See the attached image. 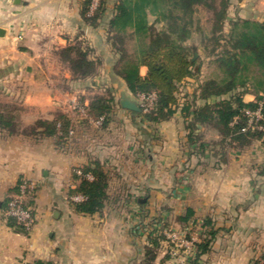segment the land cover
<instances>
[{
	"label": "crops",
	"instance_id": "crops-1",
	"mask_svg": "<svg viewBox=\"0 0 264 264\" xmlns=\"http://www.w3.org/2000/svg\"><path fill=\"white\" fill-rule=\"evenodd\" d=\"M82 3L0 0V111L10 113L16 126L13 134L0 130V264L35 260L134 264L135 254L118 247L121 227L119 220L113 219L114 212L124 207L130 210L134 203L152 210L157 199L163 210H168L172 197L181 212L191 209L201 224L210 219L217 232L209 250L192 264H261L264 175L257 167L264 163V154L253 160L228 153L225 162L217 163L208 151L201 155L188 146L191 115L185 116L181 108L156 124L142 121L139 112L123 109L121 94L136 101L138 97L112 73L115 59L105 30L114 0H107L108 11L97 27L83 21ZM230 3V18L264 19V0ZM74 45L89 48L91 57L101 61L94 78H87L83 69L72 73L60 58V51ZM145 73L141 67L140 75ZM109 93L115 106L102 127H94L72 109L78 101L87 114L92 100ZM254 100L252 94L243 96L244 102ZM58 115L66 116L73 130L63 149L53 137L24 133L37 121ZM196 133L206 138L214 134L203 126H198ZM88 165L97 166L106 175L107 193L113 200L93 215L77 213L67 200L77 185L73 171ZM21 178L35 185L27 200L35 215L29 232L9 227L4 219L5 204ZM141 194L145 198H140ZM120 195L126 196L121 205ZM155 262L176 264L172 260L158 262V257Z\"/></svg>",
	"mask_w": 264,
	"mask_h": 264
},
{
	"label": "trees",
	"instance_id": "trees-1",
	"mask_svg": "<svg viewBox=\"0 0 264 264\" xmlns=\"http://www.w3.org/2000/svg\"><path fill=\"white\" fill-rule=\"evenodd\" d=\"M90 2L83 0L81 16L87 25L97 27L108 11V3L107 0H99L97 9L89 15ZM230 6V0H114L112 16L105 30L106 41L115 59L112 66L114 76L123 81L133 96L155 95L151 109L144 112L140 108L139 112L141 120L151 124L170 119L176 111L181 84L186 79H197L202 61H189L194 50L189 42L195 33L199 34L205 57L217 72L214 77L198 84L196 101L193 105H186L182 111L187 117L191 115L187 123L188 146L194 147L197 154L205 155L208 151L217 163L226 160L225 146L228 150L244 151L254 141L264 144V130L242 132L247 123L244 112L255 110L259 104L263 114L260 124L264 129V19L230 18ZM199 8L210 14L211 26L207 34L195 19ZM150 18H153L152 22ZM60 58L72 73L85 70L87 78H94L101 66L99 59L91 57V50L80 45L60 51ZM141 67L146 69L144 76L140 75ZM245 94L254 95L255 100L244 102ZM114 106L109 93L105 98L92 100L87 107V115L93 119L103 117L102 127L108 123ZM234 118H238L236 123H233ZM198 126L212 131L215 140L211 143L203 141L202 133L195 134ZM70 129V120L58 115L53 120L37 121L24 133L53 137L57 146L63 149L70 139ZM0 130L15 133L16 126L10 113L0 111ZM217 146L222 149L215 153ZM75 170H80L82 175L78 176L73 171L77 185L70 195L83 197L82 201L72 204L75 211L84 215L100 213L107 203L113 201L107 193L106 175L97 166L88 165ZM257 170L264 175V163ZM87 174L92 176L91 180L85 177ZM140 206L144 204L140 203ZM6 221L11 228L20 227L12 218H6ZM177 222L184 226L189 222L195 225L193 211L186 209ZM201 228V238L194 244V263L209 250L217 233L210 219L203 220ZM159 237L166 239L163 234ZM158 244L157 238L152 240V246L145 247V264L155 263ZM168 259L169 256H165V260ZM259 262L264 264V256ZM29 264L54 263L35 260Z\"/></svg>",
	"mask_w": 264,
	"mask_h": 264
},
{
	"label": "rangeland",
	"instance_id": "rangeland-1",
	"mask_svg": "<svg viewBox=\"0 0 264 264\" xmlns=\"http://www.w3.org/2000/svg\"><path fill=\"white\" fill-rule=\"evenodd\" d=\"M231 15V14H230ZM195 19L198 21L199 26L201 27L204 34H207L210 30V14L199 8L195 13ZM150 21H153V18H150ZM189 44L194 48L193 51H196L198 54L197 59L202 61V65L200 68V72L197 76V79L192 78L193 80L188 82L187 84H181L179 94L177 95L178 103L177 108H184L186 104L192 105L194 101H196V96L198 94L197 86L198 84L207 78L214 77L216 75V69L213 65H210L208 62V58L205 57L203 46L200 43V36L199 34L195 33L193 38L190 40ZM138 102V100H137ZM75 103L79 104L78 101ZM200 104V102H198ZM214 134H208V138L205 136L202 138L203 140H209L211 143L215 140ZM221 146H217L214 148L215 153H218L221 150ZM229 148L225 146V150L227 154L230 155H238L247 156L249 159H256V156H261L264 154V144L262 141H254L247 149L244 151L236 150H228ZM216 160V159H214ZM248 167L252 168L253 165L248 164ZM174 185V184H173ZM73 195L68 194L67 200L69 203L74 204L75 201L71 200ZM140 198H143L145 195H139ZM125 195L119 196L120 205L123 201L126 200ZM145 198V197H144ZM175 199L174 197H172ZM172 199L170 200L169 206L171 209L163 210L160 206L159 201L157 199V205L154 209H148L146 206H139L134 203L132 205V209L128 210L127 208H121L118 211L114 212L113 219L119 220V224L121 227L120 230V242L118 243L119 248H123L128 250L129 254H135L136 262L134 264H145L143 260V255L145 252L146 246H152V240H156L158 238V246L155 248L157 253L158 262L164 260L165 256H169L168 260L175 261L176 264L180 263H193V256L184 257L185 255L182 253V249L176 248L173 243H166V239L159 237L160 234H163L164 231L166 232H176L180 235H185L186 237H194L197 240H200V234L203 232V228H201V222L196 220V224H191L189 222L186 226L177 222L179 216H182L185 212L183 210L181 212L180 207L175 205V201ZM142 200V199H141ZM142 202V201H141ZM176 207V208H175ZM4 219L6 217L4 216ZM124 221V222H123ZM20 228L21 227H17ZM165 237V236H164ZM198 242V241H197ZM171 252L175 253V257L171 256ZM264 256V251L262 253ZM173 257V258H172ZM157 259V258H156ZM160 260V261H159ZM156 264V262L154 263Z\"/></svg>",
	"mask_w": 264,
	"mask_h": 264
},
{
	"label": "built area",
	"instance_id": "built-area-1",
	"mask_svg": "<svg viewBox=\"0 0 264 264\" xmlns=\"http://www.w3.org/2000/svg\"><path fill=\"white\" fill-rule=\"evenodd\" d=\"M99 5V0H91L88 14L91 15L97 9ZM138 97L139 108H141L144 112H147L153 106L155 95L149 94L144 95L140 94ZM261 104L255 110H246L244 115L247 118L246 125L242 128V132H246L248 130H259L263 131V126L260 124L263 119V114L261 112ZM73 111H76L80 117L87 120L94 127L99 128L102 125L103 117L99 119H93L88 116L84 110V108L77 104L73 103L72 106ZM238 118H234L233 123H236ZM73 135V130H69V136ZM75 174L81 176L82 173L80 170H74ZM88 179H91L89 175H86ZM35 191V185L32 181L21 178L16 185V192L11 196L7 203V207L4 211V216L6 218H12L15 220L16 224L21 227L26 232H29L33 225L35 224V215L33 213L32 207L27 203L28 198H30ZM71 200L75 202H80L83 200L81 195H73ZM164 236L166 238V243L170 242L175 245L176 248L182 249V253L185 255L184 257H189L194 252V244L198 241L197 238L190 237L187 238L185 235H180L176 232H166L164 231ZM171 256L175 257V253L171 252ZM172 257V258H173Z\"/></svg>",
	"mask_w": 264,
	"mask_h": 264
},
{
	"label": "water",
	"instance_id": "water-1",
	"mask_svg": "<svg viewBox=\"0 0 264 264\" xmlns=\"http://www.w3.org/2000/svg\"><path fill=\"white\" fill-rule=\"evenodd\" d=\"M20 0H15V3H19ZM1 33V31H0ZM198 54L196 51H193L192 57L190 58V62H193L197 59ZM120 106L123 109L129 110V111H133V112H140V108L139 105L137 104V101L134 99H131L127 96H125V94H121V99L119 101ZM21 231V230H19Z\"/></svg>",
	"mask_w": 264,
	"mask_h": 264
}]
</instances>
